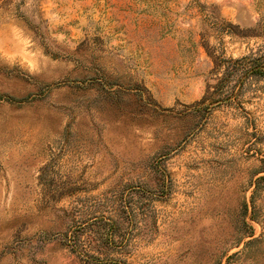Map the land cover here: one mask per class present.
Returning a JSON list of instances; mask_svg holds the SVG:
<instances>
[{"label": "rangeland", "instance_id": "374dc122", "mask_svg": "<svg viewBox=\"0 0 264 264\" xmlns=\"http://www.w3.org/2000/svg\"><path fill=\"white\" fill-rule=\"evenodd\" d=\"M243 57L264 0H0V264H264Z\"/></svg>", "mask_w": 264, "mask_h": 264}, {"label": "trees", "instance_id": "16d2710c", "mask_svg": "<svg viewBox=\"0 0 264 264\" xmlns=\"http://www.w3.org/2000/svg\"><path fill=\"white\" fill-rule=\"evenodd\" d=\"M233 63V67L235 69H246V73L244 75V79L252 76V75H262L264 76V57H259L256 59H250L249 57H243L236 60L231 61ZM242 79V80H244ZM242 83L239 84L241 86ZM117 221H106L104 224V231L100 235V241L103 244L110 243L112 241L113 235L112 230L116 228ZM81 235L76 233L73 236L66 235V243L71 245L73 248H79V240ZM82 255H85L87 259L90 261H94L96 263H102L105 258L102 257L103 253L94 254L92 252L82 250Z\"/></svg>", "mask_w": 264, "mask_h": 264}]
</instances>
